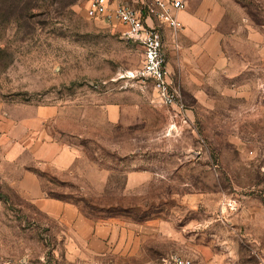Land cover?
<instances>
[{"label": "rangeland", "instance_id": "374dc122", "mask_svg": "<svg viewBox=\"0 0 264 264\" xmlns=\"http://www.w3.org/2000/svg\"><path fill=\"white\" fill-rule=\"evenodd\" d=\"M87 3L0 0V264H264V0L217 7L215 69L182 24L163 27L180 116ZM57 148L69 170L43 161ZM26 173L102 228L100 251L37 210L17 188Z\"/></svg>", "mask_w": 264, "mask_h": 264}, {"label": "built area", "instance_id": "2783aa9c", "mask_svg": "<svg viewBox=\"0 0 264 264\" xmlns=\"http://www.w3.org/2000/svg\"><path fill=\"white\" fill-rule=\"evenodd\" d=\"M185 8L184 0H88L86 16L108 23L117 22L124 28L123 36L135 42L142 52L141 68L135 77L151 83L162 104L184 112L176 88L173 86L163 54V27L181 28L178 12ZM157 264H194L176 253L160 258Z\"/></svg>", "mask_w": 264, "mask_h": 264}, {"label": "crops", "instance_id": "0c3cea01", "mask_svg": "<svg viewBox=\"0 0 264 264\" xmlns=\"http://www.w3.org/2000/svg\"><path fill=\"white\" fill-rule=\"evenodd\" d=\"M228 0H184L185 8L178 12L177 19L182 24L181 32L184 38L201 40V47L194 50L199 58L200 69L208 64V68L224 66L226 60L221 47L223 33L213 28L212 19L215 17L217 7ZM222 57V60L219 58ZM205 71V70H204ZM264 72V69H261ZM75 156L68 149H59L53 155H46L44 162L53 164L57 170H69L74 164ZM17 188L27 196L40 212L51 219L57 220L63 226L87 241L89 248L100 251L103 247V238L106 233L102 228L95 227L85 218L77 207L71 203L46 198L41 193V184L31 174L21 177ZM194 263V262H193Z\"/></svg>", "mask_w": 264, "mask_h": 264}]
</instances>
